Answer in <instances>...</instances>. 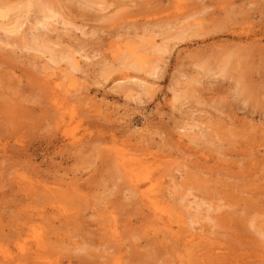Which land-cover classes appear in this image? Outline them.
<instances>
[{
  "label": "rangeland",
  "instance_id": "rangeland-1",
  "mask_svg": "<svg viewBox=\"0 0 264 264\" xmlns=\"http://www.w3.org/2000/svg\"><path fill=\"white\" fill-rule=\"evenodd\" d=\"M28 1L0 0V264H264V0ZM119 155L162 170L164 220Z\"/></svg>",
  "mask_w": 264,
  "mask_h": 264
},
{
  "label": "bare ground",
  "instance_id": "bare-ground-1",
  "mask_svg": "<svg viewBox=\"0 0 264 264\" xmlns=\"http://www.w3.org/2000/svg\"><path fill=\"white\" fill-rule=\"evenodd\" d=\"M75 1V0H74ZM46 2H48L47 0H46ZM51 2V1H50ZM23 3V2H22ZM43 3L44 2H42V0H33V1H31V0H29L28 2H27V8L29 7V6H33V7H36V9H37V11L38 12H41L40 14H42V17H43V19L44 20H53L54 21V19L56 20V18L55 17H57V16H55V15H57V14H54L50 9H48V6H44L43 5ZM49 3V2H48ZM24 4V3H23ZM22 4V5H23ZM46 4V3H45ZM16 6V5H15ZM17 8V7H16ZM30 8V7H29ZM51 8V7H50ZM11 9V8H10ZM28 10H31V9H28ZM57 12V11H56ZM24 13V12H23ZM28 13V12H27ZM43 13H45V15H43ZM20 14H22V13H19V16H21ZM39 14V15H40ZM24 16H25V14H23ZM22 15V16H23ZM30 15V14H29ZM33 15H34V13H33ZM37 15V14H36ZM4 16H6V14H4L3 12H0V18L1 19H3V17ZM21 16V17H22ZM34 17V16H33ZM59 17V16H58ZM39 18H41V17H39ZM60 18V17H59ZM15 19V18H14ZM14 19H13V21H14ZM42 19V18H41ZM58 19V18H57ZM19 20H20V18H19ZM16 21L15 23H13V25L11 26V27H8L7 26V24L5 25V23H3V24H0V32H3L4 34H7L8 36H16V35H18L19 34V32H20V27L22 26V24L23 23H21L20 21ZM23 20H24V18H23ZM35 20H37L36 18H35ZM51 20V21H52ZM63 19H61V21L59 22V23H61V24H63V25H68V23H65V21H62ZM58 21V20H57ZM7 22H9L8 20H7ZM23 22V21H22ZM34 22V21H33ZM36 22V21H35ZM39 22V23H38ZM37 22V26L39 27H41L40 29H44L46 32H49V29H48V27H47V25L44 23V22H40V19H39V21ZM35 24V23H34ZM24 25H25V22H24ZM25 26H27V25H25ZM36 25H34V27H35ZM28 27V26H27ZM45 32V33H46ZM40 33V32H39ZM27 36L29 35V34H27V33H25ZM41 34V33H40ZM24 36L23 35V37H21V40H19V42H21L22 40H25V39H27L28 37V39H27V41H25L26 43L23 45V48H26V49H32V50H34V51H36V52H40L41 54H43V56H44V54H45V52H49V54H47L48 55V57H50V59H49V63L51 62L52 64H58V63H61V62H63V63H66L67 64V66H68V68H69V70L70 71H72V72H76V71H78V70H80V68H79V65H78V62H76V59L70 54V53H68L67 52V54H66V52H64V50H63V52L61 53V52H59L58 51V53L57 52H55V51H53V49L51 48V45H50V50H49V48L47 47V41H45L46 43H43L44 41H42L41 43H40V38H38L39 37V35H37V34H33V35H30V36ZM1 36V35H0ZM7 36V37H8ZM19 36H20V34H19ZM18 38V37H17ZM20 38V37H19ZM44 38V37H43ZM58 38V37H57ZM10 39V38H9ZM8 38L6 39L7 41L9 40ZM15 39V38H14ZM11 40H13V39H11ZM16 40V39H15ZM5 41V40H4ZM10 41V40H9ZM14 41V40H13ZM18 42V43H19ZM0 43L2 44L3 43V41H2V39H1V37H0ZM12 43V42H11ZM14 43H16V42H14ZM62 43V42H61ZM6 46H11L10 45V42H5L4 43ZM13 44V43H12ZM53 44V43H52ZM30 45V46H29ZM61 45V44H60ZM13 46V45H12ZM54 46V45H53ZM60 47V46H59ZM62 47V46H61ZM52 49V50H51ZM60 49V48H59ZM138 49H140V48H138ZM160 49V48H159ZM159 49H157V52L159 51ZM47 50H49V51H47ZM75 52V51H74ZM125 53H117L116 54V58H114L113 60L114 61H117V60H120L121 61V63H120V65L119 66H121L122 68L123 67H125V68H133V69H136V70H138V71H144L143 70V68H144V66L145 65H151V63L153 62H159L158 60H160V58L159 59H157V61H156V59H155V61H154V59H153V61L152 62H150V56H143V55H138L137 53L135 54L134 52L132 53L131 51H129L128 49H127V51H124ZM159 52H162V50H160ZM50 55V56H49ZM161 57V56H160ZM83 58V57H82ZM86 59H87V57H86ZM112 59V58H111ZM152 60V59H151ZM112 63V62H111ZM118 63H119V61H118ZM106 65H108V66H110V64H108V63H106ZM158 65V64H157ZM157 65H154V66H156V68H157ZM111 66H112V64H111ZM149 67V66H148ZM112 68V67H111ZM156 68H154V71H153V73H152V75L154 76L155 75V73H157V70H155ZM159 68V67H158ZM157 68V69H158ZM82 69V68H81ZM109 69H110V67H109ZM156 71V72H155ZM19 83V82H18ZM46 84H48L47 82H46ZM44 87V86H43ZM38 89H40V88H38ZM43 92V91H42ZM51 92V91H50ZM62 92V91H61ZM2 93V92H1ZM17 93V92H16ZM7 95V94H6ZM6 97V96H5ZM10 97V96H9ZM2 98V97H1ZM7 98V97H6ZM52 101L55 103V106H56V108L57 107H61V109H62V106L64 105V103H63V100H65V99H62V96H60V92H55V91H53V95H52ZM5 100H7V99H5ZM7 102V101H6ZM4 104H6L4 101H3V106H4ZM8 104H10V103H8ZM59 105V106H58ZM3 106H2V108H3ZM7 106L8 105H6L5 107H6V110H7ZM10 106V105H9ZM8 106V107H9ZM1 108V109H2ZM0 109V110H1ZM9 111V110H8ZM11 111V110H10ZM19 110H17V112H18ZM2 112V111H1ZM7 112V111H6ZM16 112V113H17ZM16 113H14L13 114V112H12V114L15 116V114ZM19 113V112H18ZM7 114V113H6ZM11 113H9V115H10ZM1 115V114H0ZM4 115H5V113H4ZM17 115V114H16ZM19 115V114H18ZM22 115V114H21ZM11 117H12V115H10ZM10 116H8V118H11ZM6 117H7V115H6ZM7 118V119H8ZM2 119V118H1ZM14 119H15V117H14ZM20 119V118H19ZM24 121V120H23ZM14 123H16V122H14ZM13 123V124H14ZM12 124V123H11ZM14 127V126H13ZM199 131H201V132H199ZM196 133V134H195ZM194 134L195 135H198V134H201L202 133V130H198L197 132H195ZM119 159H117L116 161H115V163H116V165H117V170L119 171V173H120V175H121V177H123V178H125V179H127V181H128V184H129V186H130V191L132 192V195H134L135 193L136 194H139L142 198H144V200L145 201H147V202H145V204L147 205V206H149V208L151 209V210H153L154 211V213L156 214V215H159V217H161L160 218V220H164L163 218H162V216L159 214V213H156L158 210H160V205H162L161 204V200H163V197L161 198V193H160V189H158L157 188V186H159V185H161V183H162V180H161V178L163 177V172H162V170L159 168V167H156V168H154V167H150V166H147V165H145L142 161H134V162H130V160H125V159H123V156H120L119 155V157H118ZM188 167V166H187ZM163 168V167H162ZM187 169V168H186ZM189 169V168H188ZM167 170V169H166ZM117 171V172H118ZM154 171V173H152ZM167 172H168V170H167ZM166 172V173H167ZM188 179H189V173L188 172H185V176L184 177H182L181 178V180H182V182L184 181L185 182V186H187V191L189 190V186H188V184H187V182H188ZM153 181V182H152ZM149 183H152V185L150 186V188L147 190V191H140V189L142 188V187H144L145 185H147V184H149ZM235 185V183H231V186L233 187ZM235 188H236V185H235ZM172 190H175L174 188L172 189ZM170 194H172V192H170ZM195 203H198V202H195ZM225 205H223V204H221V205H218V207H217V209L216 210H222V207H224ZM170 207H171V205H170ZM157 217V216H156ZM169 220V219H168ZM34 238V237H33ZM42 249V248H41ZM205 250V249H204ZM214 250V249H213ZM213 250H212V253H213ZM206 251H207V249H206ZM211 252V250L209 251V253ZM206 253V252H205ZM205 253H203L202 254V256H206L205 255ZM201 256V257H202ZM209 256V255H208ZM207 256V257H208ZM218 258H222V257H218ZM7 260V259H6ZM10 262V261H9ZM8 262V263H9ZM20 263V262H19Z\"/></svg>",
  "mask_w": 264,
  "mask_h": 264
}]
</instances>
